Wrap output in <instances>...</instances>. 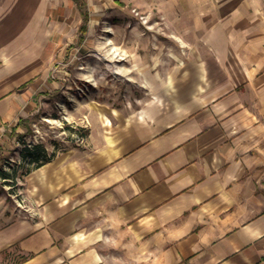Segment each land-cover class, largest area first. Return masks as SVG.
<instances>
[{
    "label": "crops",
    "instance_id": "crops-1",
    "mask_svg": "<svg viewBox=\"0 0 264 264\" xmlns=\"http://www.w3.org/2000/svg\"><path fill=\"white\" fill-rule=\"evenodd\" d=\"M184 1L193 60L146 76L95 149L28 172L30 215L0 224L16 264H264V0ZM50 3L0 0L2 148L54 42Z\"/></svg>",
    "mask_w": 264,
    "mask_h": 264
},
{
    "label": "rangeland",
    "instance_id": "rangeland-1",
    "mask_svg": "<svg viewBox=\"0 0 264 264\" xmlns=\"http://www.w3.org/2000/svg\"><path fill=\"white\" fill-rule=\"evenodd\" d=\"M49 11L54 42L26 81L35 82L30 109L0 147V224L30 215L24 182L37 163L95 149L141 105L145 78L176 76L195 54L197 36L183 31L198 13L184 0H51ZM25 255L12 246L0 264Z\"/></svg>",
    "mask_w": 264,
    "mask_h": 264
},
{
    "label": "trees",
    "instance_id": "trees-1",
    "mask_svg": "<svg viewBox=\"0 0 264 264\" xmlns=\"http://www.w3.org/2000/svg\"><path fill=\"white\" fill-rule=\"evenodd\" d=\"M44 162H45V161H44ZM44 162L37 163V164L34 166V168L40 166V165L43 164ZM1 174H6V173L2 172ZM25 258H26V256H23V257H22L23 260H24Z\"/></svg>",
    "mask_w": 264,
    "mask_h": 264
},
{
    "label": "bare ground",
    "instance_id": "bare-ground-1",
    "mask_svg": "<svg viewBox=\"0 0 264 264\" xmlns=\"http://www.w3.org/2000/svg\"><path fill=\"white\" fill-rule=\"evenodd\" d=\"M110 122V120L108 119V123Z\"/></svg>",
    "mask_w": 264,
    "mask_h": 264
}]
</instances>
